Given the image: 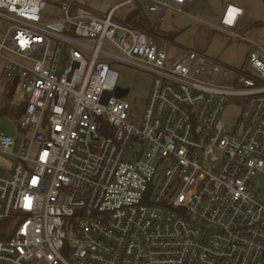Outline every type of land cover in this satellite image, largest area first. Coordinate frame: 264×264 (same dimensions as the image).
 <instances>
[{
	"label": "built area",
	"instance_id": "built-area-1",
	"mask_svg": "<svg viewBox=\"0 0 264 264\" xmlns=\"http://www.w3.org/2000/svg\"><path fill=\"white\" fill-rule=\"evenodd\" d=\"M193 0H0L3 74L26 93L16 139L0 132V264H264V42L236 69L147 33L120 5L163 20ZM243 9L217 28L240 37ZM126 63L153 74L138 120L116 96ZM243 100L234 124L222 117ZM1 166V164H0ZM264 193V192H263Z\"/></svg>",
	"mask_w": 264,
	"mask_h": 264
},
{
	"label": "rangeland",
	"instance_id": "rangeland-1",
	"mask_svg": "<svg viewBox=\"0 0 264 264\" xmlns=\"http://www.w3.org/2000/svg\"><path fill=\"white\" fill-rule=\"evenodd\" d=\"M75 1L78 5L90 8L101 15L106 14L114 5L125 2L124 0ZM227 2L239 3L246 8L244 17L249 22L264 21V0H195L188 9L189 14L167 10L163 20H159L155 13L147 14V17L152 24L159 27L157 29H160L161 32L174 34V41L180 46L192 47L196 40H205L209 45L206 51L207 55L219 57L228 66L231 65L236 69H240L241 67L245 69L249 66L248 54L252 50L246 36L249 33V38L253 41L264 42V25L253 31L248 30L240 37L221 32L217 28L220 19L219 11L222 10L221 8ZM132 7L133 4L120 5L115 10L114 17L117 19L125 18ZM215 10H217V13ZM197 22H199L198 25H195ZM7 26L8 23L0 17V39ZM3 67L4 62L0 57V132L16 139V144L12 150L15 153L22 143L21 138H24L25 134H28L27 131L21 129L18 123L23 113L20 116H17L16 113L17 109H19L16 106L25 101L26 93L15 85L12 92L13 95L8 96V89L14 82L4 76ZM114 67L120 74L117 82L118 88L128 89L124 97L130 102L138 120L141 121L146 100L151 92L153 74L123 62L116 64ZM243 102L241 99L231 97L225 106L222 117L229 129L234 124L239 106ZM11 161V157L9 156L0 158V175H5L8 172L7 168L10 167ZM252 179L254 189L260 196H264V173H256Z\"/></svg>",
	"mask_w": 264,
	"mask_h": 264
},
{
	"label": "crops",
	"instance_id": "crops-1",
	"mask_svg": "<svg viewBox=\"0 0 264 264\" xmlns=\"http://www.w3.org/2000/svg\"><path fill=\"white\" fill-rule=\"evenodd\" d=\"M125 1V0H124ZM195 0H193L192 2H191V4L194 2ZM227 3H232V4H235L236 6H238V7H240V8H242L243 9V14L239 17V19H238V22H237V24H238V30L240 31V33L241 34H243L244 32H246V31H248V30H251V31H253L254 29H258L259 27H261V26H263L264 25V21H253V22H249L245 17H244V15H245V13H246V8H244L243 6H241L239 3H233V2H227ZM227 3H225L224 4V6L221 8L222 10H220L219 11V13H220V17L219 18H221V15H222V13H223V11H224V7L227 5ZM119 4V3H118ZM118 4H116V5H118ZM190 4V5H191ZM116 5H114V6H116ZM190 5H189V7H190ZM113 6V7H114ZM112 8V7H111ZM189 9V8H188ZM215 12L217 13V10H215ZM156 16H157V14H155ZM147 16V15H146ZM190 16H194V15H190ZM158 17V16H157ZM220 20V19H219ZM198 23L199 22H197V23H195V25H198ZM207 24H208V22H207ZM201 26H203V25H201ZM200 27V26H199ZM159 28V27H158ZM200 29V28H199ZM201 29H202V27H201ZM205 29V28H204ZM196 30V29H195ZM158 32H159V34H161L162 36H164V37H170L171 39H174L173 37H175V35L174 34H170L169 32L167 33H164V32H161V30L160 29H158ZM248 44H249V42H248ZM251 47L250 48H253V46L251 45V44H249ZM192 47L193 48H196V49H201V50H203L204 52H206L207 51V49H208V47H209V45H208V43H206L205 42V40H202V39H198V40H196L195 42H194V44L192 45ZM250 50V49H249ZM207 53V52H206Z\"/></svg>",
	"mask_w": 264,
	"mask_h": 264
},
{
	"label": "trees",
	"instance_id": "trees-1",
	"mask_svg": "<svg viewBox=\"0 0 264 264\" xmlns=\"http://www.w3.org/2000/svg\"><path fill=\"white\" fill-rule=\"evenodd\" d=\"M125 20H127L128 22H130L133 25H136L137 27L142 28L143 30H145L147 33L151 34V33H159L158 32V26H156L155 24H152L151 21H149L148 17L146 15H144V12L141 10V6L139 5H135L134 7H132L126 17L124 18ZM15 85L17 86L16 82L13 83V85L8 89V96H12L13 95V89L15 87ZM17 109L16 113L17 116H20V114L24 113L26 110V101H24L23 103H21L20 105L16 106Z\"/></svg>",
	"mask_w": 264,
	"mask_h": 264
},
{
	"label": "water",
	"instance_id": "water-1",
	"mask_svg": "<svg viewBox=\"0 0 264 264\" xmlns=\"http://www.w3.org/2000/svg\"><path fill=\"white\" fill-rule=\"evenodd\" d=\"M128 92V89H120V88H117L116 89V96L118 97H122L124 95H126V93Z\"/></svg>",
	"mask_w": 264,
	"mask_h": 264
}]
</instances>
